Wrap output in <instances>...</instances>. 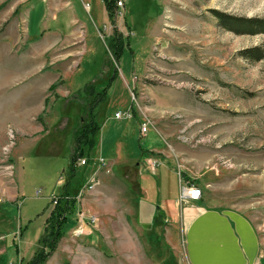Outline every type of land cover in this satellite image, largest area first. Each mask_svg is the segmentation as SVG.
<instances>
[{
	"label": "rangeland",
	"instance_id": "374dc122",
	"mask_svg": "<svg viewBox=\"0 0 264 264\" xmlns=\"http://www.w3.org/2000/svg\"><path fill=\"white\" fill-rule=\"evenodd\" d=\"M215 10L264 17V0H124L113 21L104 0L22 1L0 33V264L28 262L50 200L69 179L81 189L97 158L105 162L99 184L82 196L78 190L44 264H187L178 219L192 200L178 197L188 179L207 205L260 220L264 53H241L264 50V32L227 29ZM52 29L70 35L69 51L41 52L38 42ZM115 30L123 40L118 58L108 40ZM125 110L131 118L114 117ZM92 115L96 144L71 179L73 137ZM148 158L160 162L154 171ZM79 210L97 218L91 236H73Z\"/></svg>",
	"mask_w": 264,
	"mask_h": 264
},
{
	"label": "crops",
	"instance_id": "0c3cea01",
	"mask_svg": "<svg viewBox=\"0 0 264 264\" xmlns=\"http://www.w3.org/2000/svg\"><path fill=\"white\" fill-rule=\"evenodd\" d=\"M22 1L0 0V33L5 32L6 24L14 19L13 14L19 11ZM61 1L68 2V0ZM21 26V22H19L15 33L20 32ZM40 33H44V31ZM46 33H53V35L46 43L45 40L37 41L38 44L43 43L41 52L53 47H56L57 52L60 53L64 52V47L69 51L70 35L59 34L64 33L60 29H52ZM13 115L14 117L11 118L14 124L21 125L22 113L14 112ZM0 125L3 128L5 122ZM41 129L40 127L39 130ZM194 184L200 188L196 182ZM140 191H142L141 188ZM165 193L168 195L166 191ZM174 194L171 196L177 197ZM201 198L183 206L178 219L182 230L187 264H264V213L261 214L260 220L256 221L243 210L207 205V202ZM157 213L160 216L167 215L166 210L165 213Z\"/></svg>",
	"mask_w": 264,
	"mask_h": 264
},
{
	"label": "trees",
	"instance_id": "16d2710c",
	"mask_svg": "<svg viewBox=\"0 0 264 264\" xmlns=\"http://www.w3.org/2000/svg\"><path fill=\"white\" fill-rule=\"evenodd\" d=\"M104 3L107 13L113 21V0H104ZM215 15L220 24L227 29L233 30L234 32H264V17L235 15L218 10H215ZM108 40L114 56L118 58L123 45L122 34L115 30ZM257 48L253 50L249 48L244 49L241 54L249 58H259L263 55L264 50L261 49L258 53L256 50H259L260 48ZM51 85L52 83L48 87ZM86 89L91 92L93 88L87 85ZM99 128V124L92 115L88 122L79 126V128L75 131L76 133L73 138L76 145L74 147V152L70 155L68 166H66V172H68L71 179L75 175L77 157H85V162L90 161L89 158L91 157L92 150L95 147ZM85 164L88 165V163ZM187 181L191 182L192 180ZM191 183H195V180ZM71 185L72 183H70L69 179V181L64 183L62 192L55 195L50 200L52 207L48 211L44 220L42 235L38 239L36 250L26 264H44L47 258L56 249L59 239L63 236L62 228L64 222L66 221V217H68V214L74 210L77 204L76 195L80 189V185L78 184L76 188H72ZM91 233H93V231ZM91 235L92 234H89L87 236ZM173 264L176 263L173 262Z\"/></svg>",
	"mask_w": 264,
	"mask_h": 264
},
{
	"label": "built area",
	"instance_id": "2783aa9c",
	"mask_svg": "<svg viewBox=\"0 0 264 264\" xmlns=\"http://www.w3.org/2000/svg\"><path fill=\"white\" fill-rule=\"evenodd\" d=\"M88 3H85V6L88 7ZM123 7H124V0H113V19L117 18L118 16L123 15ZM131 113L129 110L125 111H118L115 112L114 117L117 119H125L131 118ZM148 127L145 121L141 123L140 131L147 132ZM97 167L94 172L91 173L87 183H85L81 189L79 190L78 196H82L86 192H89L95 188L96 185L99 184V179L97 175V171L105 164L103 158H97ZM78 165L85 164V158H77ZM148 164L152 171L160 165V162L154 158H148ZM38 191H35V195ZM201 188H199L196 184L186 181L180 188L179 192V203L182 204L184 202H188L190 200H199L201 198ZM78 225L72 230L73 236H80V235H89L92 232L91 227L96 223L97 218L91 214L86 213L85 211L79 210L76 214ZM11 264V263H8Z\"/></svg>",
	"mask_w": 264,
	"mask_h": 264
}]
</instances>
